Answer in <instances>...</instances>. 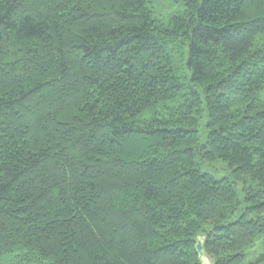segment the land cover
Returning <instances> with one entry per match:
<instances>
[{"label": "trees", "instance_id": "16d2710c", "mask_svg": "<svg viewBox=\"0 0 264 264\" xmlns=\"http://www.w3.org/2000/svg\"><path fill=\"white\" fill-rule=\"evenodd\" d=\"M178 1L0 0V264H264V0Z\"/></svg>", "mask_w": 264, "mask_h": 264}, {"label": "rangeland", "instance_id": "374dc122", "mask_svg": "<svg viewBox=\"0 0 264 264\" xmlns=\"http://www.w3.org/2000/svg\"><path fill=\"white\" fill-rule=\"evenodd\" d=\"M150 3V7L154 12L155 17L158 19L168 22L170 18L173 16L179 15L183 12L184 7L183 4L178 0H148ZM262 255H264V243L263 240H257L256 246L247 252V262H255ZM42 263H32V264H44ZM204 264H212L210 259L207 257H203ZM2 264H27L23 260H21L18 255H9L5 256L2 259Z\"/></svg>", "mask_w": 264, "mask_h": 264}, {"label": "water", "instance_id": "95a60500", "mask_svg": "<svg viewBox=\"0 0 264 264\" xmlns=\"http://www.w3.org/2000/svg\"><path fill=\"white\" fill-rule=\"evenodd\" d=\"M197 249H198V252H200L201 255L203 256V254H202V244L201 243L198 244Z\"/></svg>", "mask_w": 264, "mask_h": 264}]
</instances>
